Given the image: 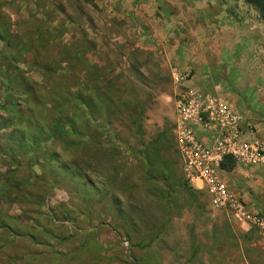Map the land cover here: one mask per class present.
Instances as JSON below:
<instances>
[{
	"label": "rangeland",
	"instance_id": "rangeland-1",
	"mask_svg": "<svg viewBox=\"0 0 264 264\" xmlns=\"http://www.w3.org/2000/svg\"><path fill=\"white\" fill-rule=\"evenodd\" d=\"M133 1L0 0V264H264L182 179L169 62L131 20L166 8Z\"/></svg>",
	"mask_w": 264,
	"mask_h": 264
},
{
	"label": "crops",
	"instance_id": "crops-1",
	"mask_svg": "<svg viewBox=\"0 0 264 264\" xmlns=\"http://www.w3.org/2000/svg\"><path fill=\"white\" fill-rule=\"evenodd\" d=\"M135 1L166 8L160 16L133 10L130 19L146 23L141 41L167 58L169 73L176 68L187 85L214 89L264 139V21L258 12L241 0ZM248 168L234 166L222 178L252 210L264 212V176L255 173L264 167Z\"/></svg>",
	"mask_w": 264,
	"mask_h": 264
},
{
	"label": "built area",
	"instance_id": "built-area-1",
	"mask_svg": "<svg viewBox=\"0 0 264 264\" xmlns=\"http://www.w3.org/2000/svg\"><path fill=\"white\" fill-rule=\"evenodd\" d=\"M172 135L183 179L202 192L211 207L227 210L264 235V215L252 210L222 178L221 163L264 167V139L254 123L211 89L186 84L187 75L172 68Z\"/></svg>",
	"mask_w": 264,
	"mask_h": 264
},
{
	"label": "trees",
	"instance_id": "trees-1",
	"mask_svg": "<svg viewBox=\"0 0 264 264\" xmlns=\"http://www.w3.org/2000/svg\"><path fill=\"white\" fill-rule=\"evenodd\" d=\"M243 1L244 3L246 4H249L251 5L259 14V17L264 21V0H241ZM89 94H90V97H92V93L91 91H89ZM78 97V96H77ZM79 99V102L82 103V105L85 107V109H88L89 105L88 102L82 98L81 96L78 97ZM170 134L172 136V149L173 151L176 153V156H177V160H176V163L177 165L179 166V161H178V151L175 147V143H174V138H173V135H172V128H170ZM39 137V135H38ZM151 161V159L149 160V162ZM235 166V163L234 161L228 159V160H225L224 162L221 163V168L223 170H231L233 169V167ZM180 169V167H179ZM182 176V174H181ZM183 179V177H182ZM184 180V179H183ZM184 182L186 183V181L184 180ZM187 184V183H186ZM188 185V184H187ZM189 186V185H188ZM190 187V186H189ZM191 188V187H190ZM198 191V190H197ZM200 192V191H199Z\"/></svg>",
	"mask_w": 264,
	"mask_h": 264
}]
</instances>
